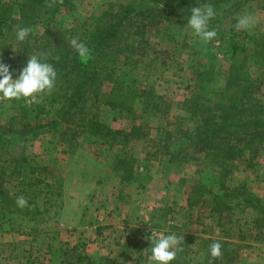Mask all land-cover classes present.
I'll return each mask as SVG.
<instances>
[{"label": "rangeland", "instance_id": "1", "mask_svg": "<svg viewBox=\"0 0 264 264\" xmlns=\"http://www.w3.org/2000/svg\"><path fill=\"white\" fill-rule=\"evenodd\" d=\"M5 1L14 5L13 16L17 18L21 0ZM122 4L140 9L150 7L146 0H83L77 14L59 12L57 23L63 29L74 26L73 20L75 26L93 24L104 10H116ZM247 17L251 23L241 26L239 20ZM232 18L224 34L212 41L214 56L204 52L194 55L184 47V43L207 42L193 33L187 19L178 22L171 17L156 23V18L154 24L145 21L147 42L142 44L146 47L129 59L131 62L123 71L128 75L130 88H152L163 97L164 113L144 111L138 101L137 115L119 114L99 97L90 96L83 113L75 116L76 137L72 144L60 141L63 125L58 130H41L35 138L12 134L13 144L0 148V180L11 193L24 190L22 195L29 202L31 213H10L0 204V216L5 213L0 217V264H78L77 257L83 253L99 264H110L109 260L115 264H148L150 238L167 232L183 237L170 264H199L213 241L221 243L224 264H264V237L247 223L253 215L250 210L241 212L235 208L220 214L212 212L208 203L194 208L186 204L191 187L201 182L212 185V176L216 174L201 150L179 148L182 140L178 131L193 130L199 123L182 108L196 86L195 60L214 66L209 82H214L210 84L213 88H219L231 62L224 38L236 35L249 43L248 37L255 27L264 29V10L258 2L243 5ZM40 27L34 31L41 32ZM247 67L263 97L264 73L252 63ZM110 88L111 83L105 81L101 91L107 93ZM36 96L40 94L34 93L27 101L38 99ZM15 108L14 101L0 96L1 131L19 128L8 120ZM82 115L84 119L80 118ZM89 119L104 123V133L108 128L129 130L132 124H141V137L110 146L107 136L89 134L84 126ZM167 132L175 136L168 139ZM178 150L170 160L169 152ZM124 152L133 154L139 165L133 181L120 183L110 165ZM20 155L27 157L26 170L33 165L39 167L19 177L14 173L12 160ZM243 158L237 160L239 167L228 182H245L264 201V143L251 166ZM56 180L62 182L59 196L46 185ZM82 217L79 231L74 226L80 223L74 220Z\"/></svg>", "mask_w": 264, "mask_h": 264}, {"label": "trees", "instance_id": "2", "mask_svg": "<svg viewBox=\"0 0 264 264\" xmlns=\"http://www.w3.org/2000/svg\"><path fill=\"white\" fill-rule=\"evenodd\" d=\"M82 1L21 0L18 3L19 15L15 18L14 5L0 0V61L17 70L13 77L31 55H37L50 63L57 72L53 88L40 92V96H36L38 99H9L16 103L17 108L9 114L8 120L12 126L19 128L10 132L0 130V148L13 144L12 134L35 138L41 130H58L62 125L64 128L59 132L60 141L72 144L76 137L73 128L75 116L83 113L90 96L99 97L104 105L119 114L137 115L135 104L138 101H141L144 111L154 115L164 113L166 101L163 97L152 88H130L127 84L130 82L128 75L123 71V67L131 62L129 59L146 47V44H142L147 42L144 37L145 21L154 24L157 20L156 23H159L173 17L178 22H184L192 7L210 4L216 14L209 21V28L215 30L218 37L224 34L227 22L233 19V14L243 5L258 2L264 10V0H146L150 4L146 9L122 4L116 10H104L93 24L84 22L75 26L76 20H73L71 23L74 26L60 28L56 19L59 12L75 15ZM154 19L156 20L153 22ZM39 25L41 32L34 31ZM17 27L30 29L22 42L15 40ZM73 38L88 47L89 55L86 58H81L69 43ZM214 38L206 43H184V47L193 51L194 55L204 52L207 56H214L211 50ZM248 41L249 43L244 42L236 35L224 38L231 62L219 88H213L214 82H209L214 66L195 60L196 73L193 79L196 86L183 101L182 108L190 118H197L199 123L193 130L178 131L182 140L179 148L185 147L184 151L190 148L201 150L216 172L211 179L212 185L201 182L191 187L186 199L187 206L194 208L208 203L212 212L220 214L231 212L235 208H239L241 212L250 210L253 215L247 218V223L264 237V201L245 182H228L232 172L239 167L237 160L244 157L243 160L251 166L253 158L264 143V96L259 95V84L247 67V64L252 63L264 73V29L255 27ZM105 81L111 83V88L109 92L102 93L101 86ZM80 118L84 119V115ZM84 126L94 137L107 136L110 146L126 144L141 137L143 127L134 123L129 130L108 128L104 133L105 124L90 119ZM166 136L171 139L175 134L167 132ZM169 153L172 160L179 150ZM12 161L15 162L14 173L19 177L23 172H32L39 167L33 165L31 170H26L29 162L24 155L14 157ZM137 164L138 160L133 154L124 152L113 159L110 170L120 183L131 182L135 179ZM41 168L47 169L46 166ZM1 172L3 174L2 170ZM46 185L52 188V194L60 195L61 181L56 180L53 184ZM23 191L11 193L10 188L0 180L2 208L10 213L18 212L28 216L31 213L29 202L23 207L17 204L19 197H25L22 195ZM1 215L0 217H4L5 213ZM205 253L204 261L199 264H224L222 254L212 257L209 250H205ZM77 262L99 264L85 253L78 255ZM109 263L115 264L114 260H109ZM61 264L73 263L64 261Z\"/></svg>", "mask_w": 264, "mask_h": 264}, {"label": "clouds", "instance_id": "3", "mask_svg": "<svg viewBox=\"0 0 264 264\" xmlns=\"http://www.w3.org/2000/svg\"><path fill=\"white\" fill-rule=\"evenodd\" d=\"M215 10L210 4H203L191 8L187 18V25L193 33L201 40L208 41L216 36L215 30L209 28V21L215 16ZM251 18H241L239 24L247 26ZM28 27H17L15 29V40L22 42L28 36ZM81 58L89 55L88 47L76 38L69 42ZM16 69L11 68L8 63L0 61V96L7 99L31 97L34 93L51 90L56 80L57 72L54 67L42 60L37 55L28 56L26 63L18 70L15 78L13 73ZM17 204L23 207L27 204L24 197L17 199ZM183 240L175 232L157 233L150 238L148 264H170L176 257L179 246ZM209 254L218 257L221 254V243L214 241L209 246Z\"/></svg>", "mask_w": 264, "mask_h": 264}, {"label": "crops", "instance_id": "4", "mask_svg": "<svg viewBox=\"0 0 264 264\" xmlns=\"http://www.w3.org/2000/svg\"><path fill=\"white\" fill-rule=\"evenodd\" d=\"M74 221H75V223H80V225H77V226H76V224H75L74 227L80 229L79 231H81V226H82V223H83V221H84V218L82 217L81 220H80V219H75Z\"/></svg>", "mask_w": 264, "mask_h": 264}]
</instances>
